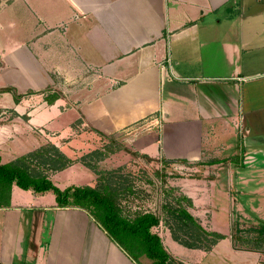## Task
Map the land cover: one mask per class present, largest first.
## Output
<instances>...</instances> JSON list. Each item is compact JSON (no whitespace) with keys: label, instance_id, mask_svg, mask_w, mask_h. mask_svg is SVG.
Instances as JSON below:
<instances>
[{"label":"crops","instance_id":"0c3cea01","mask_svg":"<svg viewBox=\"0 0 264 264\" xmlns=\"http://www.w3.org/2000/svg\"><path fill=\"white\" fill-rule=\"evenodd\" d=\"M46 90L59 98H45L27 125L73 161L94 149L99 134L125 133L134 153L188 164L212 154L220 169L226 162L216 154L241 128L248 180L264 192V140L249 123L264 113V0H8L0 8V97L23 116L25 93ZM67 175L87 177L91 187L96 177L74 162L49 179L60 185ZM50 193L12 188L11 207L0 211L3 239L9 226L14 233L0 264H135L85 210L45 202ZM27 197L38 203L26 205ZM24 212L31 233L37 215L53 221L50 242L37 250L13 244ZM98 231L105 247L95 249ZM244 253L247 264L264 255Z\"/></svg>","mask_w":264,"mask_h":264},{"label":"rangeland","instance_id":"374dc122","mask_svg":"<svg viewBox=\"0 0 264 264\" xmlns=\"http://www.w3.org/2000/svg\"><path fill=\"white\" fill-rule=\"evenodd\" d=\"M54 95L58 94L52 90H46L45 93L26 92L24 95L26 103L21 110L24 112L23 116L16 115L14 110L6 109L3 97H0V106H3L0 108L2 164L23 158L26 159L30 172L35 175H44L49 178L56 172L50 169L52 164L45 165L40 163V159L28 158L30 154L38 152V156L54 159L56 153L52 152L51 146H55L59 151L60 149L41 133L40 128H30L27 125V114L45 106V98ZM262 116L264 113L260 115V118L249 123L253 126L254 133L261 134V137H258L264 140V117ZM82 123L83 121L80 120L74 123L73 127L83 129ZM145 124L147 121L140 123L136 128H142ZM87 128L85 126L84 129ZM8 129L20 131L21 136H8L5 134ZM242 133L243 129H236V136L229 139L227 145L223 147L225 150L216 154L218 160L226 162L220 169L212 167L211 161L214 156L212 154L206 155L201 162L195 164H168L163 162L162 157L150 160L126 147L125 133L117 136L99 134L97 136L99 143L94 149L88 153L81 152L76 155L74 161L70 160L93 168L91 171L96 177L92 187L103 189L102 191L105 192V186H109L107 191L112 194L124 216L134 219L139 215L150 213L160 218L161 223L153 228V232L160 236L164 248L170 254L172 258L170 264H247L244 252L264 254V239L255 230L264 226V203L259 198L263 196L264 199V192L260 188L257 189V186H260L259 183L254 186L253 182L248 180L252 177L246 173L248 169L244 165L245 155L240 144L243 140ZM231 160L237 161L234 169L227 168ZM68 179L71 181L75 179L74 183L77 186L90 183L87 177L78 175L72 178L67 175L60 185ZM55 185L63 188V186ZM16 190L25 192L19 187H16ZM48 198L45 202H50V199L55 201V195L52 193ZM18 199L16 196V200ZM26 201V205L38 203V201L34 202L32 197H27ZM178 208L186 209L204 230L219 234L222 238L216 239V242L213 238H205L204 247L201 249H190L180 245L173 237L172 230L175 231L176 225L173 223L170 211ZM28 214L24 212L22 231L17 235L16 240H13V244L19 243L18 250L20 246L26 251L33 247L37 250L38 246L50 242L53 223L51 217L43 218L42 215H37L31 233ZM31 216L35 217V213H31ZM42 219L47 223L43 231L41 230ZM2 220L3 212L0 211V248L5 244L10 245V235L14 233L9 226L3 239ZM34 227L40 229H36V232ZM176 231L177 235L183 238L182 232ZM101 234L98 231L92 237L95 249L104 244L100 239ZM100 242L101 244H98ZM254 256L259 264L264 263V255ZM139 264H153V262L142 256Z\"/></svg>","mask_w":264,"mask_h":264},{"label":"trees","instance_id":"16d2710c","mask_svg":"<svg viewBox=\"0 0 264 264\" xmlns=\"http://www.w3.org/2000/svg\"><path fill=\"white\" fill-rule=\"evenodd\" d=\"M14 95L15 101L20 102L23 96L18 95L14 89H7ZM59 95L52 97L47 96L49 104H53ZM52 152L56 157L52 159L46 156H38V152L30 154L28 158L40 159L41 164H52L50 169L61 171L73 164L55 146H51ZM136 153V152H135ZM143 157L152 159L147 155L140 154ZM42 158V161H41ZM168 164L187 163L186 160H166ZM89 169H93L87 165ZM16 186L25 191L32 190L38 194L52 192L58 208H79L85 210L92 219L98 224L110 241L118 246L135 264H139L142 256H145L153 264H170L172 260L170 254L163 246L159 235L153 232V228L158 227L161 223L157 215L146 213L129 219L124 216L116 204L112 194L108 192L109 186H105V192L91 186H69L60 189L52 180L44 175H35L30 172L26 159H18L15 162L2 164L0 156V209L11 207L12 188ZM175 231L172 230L174 240L180 245L190 249H201L205 238L221 239L219 234L209 233L197 222V220L183 208L171 209ZM173 228V227H172ZM179 230L183 238L177 235ZM258 235L264 239V226L255 228ZM256 232V233H257Z\"/></svg>","mask_w":264,"mask_h":264},{"label":"built area","instance_id":"2783aa9c","mask_svg":"<svg viewBox=\"0 0 264 264\" xmlns=\"http://www.w3.org/2000/svg\"><path fill=\"white\" fill-rule=\"evenodd\" d=\"M7 1H8V0H0V8H1L4 4H6ZM1 3H3V4H1Z\"/></svg>","mask_w":264,"mask_h":264}]
</instances>
